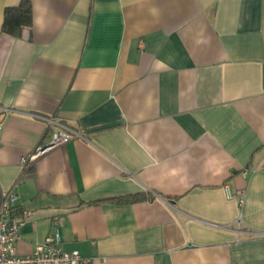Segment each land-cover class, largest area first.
<instances>
[{"label": "crops", "instance_id": "1", "mask_svg": "<svg viewBox=\"0 0 264 264\" xmlns=\"http://www.w3.org/2000/svg\"><path fill=\"white\" fill-rule=\"evenodd\" d=\"M30 1L16 38L0 0L18 254L57 228L91 264H264V0ZM56 124L81 137L22 164Z\"/></svg>", "mask_w": 264, "mask_h": 264}, {"label": "built area", "instance_id": "2", "mask_svg": "<svg viewBox=\"0 0 264 264\" xmlns=\"http://www.w3.org/2000/svg\"><path fill=\"white\" fill-rule=\"evenodd\" d=\"M11 110L0 105V133L2 131L1 117ZM51 139L44 145H38L21 163H31L52 151L55 147L64 145L73 138H80L78 132L56 124ZM264 172V168L262 169ZM227 197L231 198L226 187ZM242 202V200H240ZM30 212L18 202V197L8 191H0V264H91L92 260L80 255L77 250L69 252L60 249L61 235L59 229H54L42 242L35 245L27 255H19L16 249L21 239L23 229L29 222ZM240 226L239 221L237 222Z\"/></svg>", "mask_w": 264, "mask_h": 264}, {"label": "trees", "instance_id": "3", "mask_svg": "<svg viewBox=\"0 0 264 264\" xmlns=\"http://www.w3.org/2000/svg\"><path fill=\"white\" fill-rule=\"evenodd\" d=\"M32 25V6L30 0H20L14 7H7L3 12V21L1 33L12 37H20L24 29ZM151 197L146 194H134L113 199L118 204L135 203L142 200H148Z\"/></svg>", "mask_w": 264, "mask_h": 264}]
</instances>
